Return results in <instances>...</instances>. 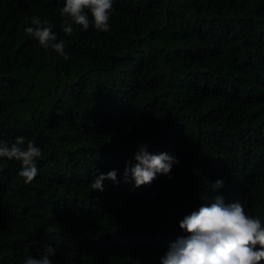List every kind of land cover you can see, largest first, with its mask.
Returning a JSON list of instances; mask_svg holds the SVG:
<instances>
[{
  "label": "trees",
  "instance_id": "1",
  "mask_svg": "<svg viewBox=\"0 0 264 264\" xmlns=\"http://www.w3.org/2000/svg\"><path fill=\"white\" fill-rule=\"evenodd\" d=\"M64 3L0 0V140L42 150L28 184L0 160V264L45 246L53 264H160L216 196L264 223V0H113L108 32L71 36ZM32 16L69 59L26 34ZM141 145L178 163L137 188Z\"/></svg>",
  "mask_w": 264,
  "mask_h": 264
},
{
  "label": "clouds",
  "instance_id": "2",
  "mask_svg": "<svg viewBox=\"0 0 264 264\" xmlns=\"http://www.w3.org/2000/svg\"><path fill=\"white\" fill-rule=\"evenodd\" d=\"M113 11V0H65L64 6L58 9L63 23V33L71 36L73 25L87 30L90 23L98 32L110 30V17ZM89 14L91 19L89 18ZM31 26L24 29L26 34L35 38L39 45L51 49L65 60V41L59 39L48 21L40 17L30 18ZM42 150L35 141L18 136L11 143L0 140V160L16 161L20 164L18 176L26 184L31 183L38 175L37 160ZM135 164L126 162L124 181L129 177L135 187L151 184L158 175H168L172 166L178 163L175 157L167 154H150L147 147L139 146L134 154ZM117 181L115 170L106 175L101 174L89 185V189L103 192V181ZM223 187V180H217L213 190ZM207 199V197H205ZM180 229L187 233L178 237L169 245L160 264H261L264 262V223L258 217L246 213L239 202L225 203L222 196L214 197L198 211L192 212L180 222ZM56 249L45 246L39 258L27 256L22 264H53L51 259Z\"/></svg>",
  "mask_w": 264,
  "mask_h": 264
}]
</instances>
